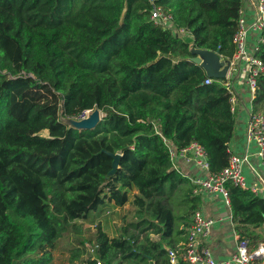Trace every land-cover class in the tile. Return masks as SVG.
<instances>
[{"label":"trees","instance_id":"16d2710c","mask_svg":"<svg viewBox=\"0 0 264 264\" xmlns=\"http://www.w3.org/2000/svg\"><path fill=\"white\" fill-rule=\"evenodd\" d=\"M244 2L0 0V264H125L148 255L170 264L175 222L191 217L200 197L172 167L169 148L196 141L209 173L220 172L235 110L225 80L205 83L184 35L155 23L151 10L169 13L196 47L231 57ZM254 54L264 63V41ZM254 106L264 110V71ZM93 108L103 114L93 129L61 120ZM105 150L121 154L110 176ZM226 186L237 228L263 226L264 196ZM111 201L133 207L115 237L100 223L85 226Z\"/></svg>","mask_w":264,"mask_h":264},{"label":"built area","instance_id":"2783aa9c","mask_svg":"<svg viewBox=\"0 0 264 264\" xmlns=\"http://www.w3.org/2000/svg\"><path fill=\"white\" fill-rule=\"evenodd\" d=\"M254 11L253 19L247 21L244 14V8L240 10L237 30L232 37L234 46L233 54L230 59V67L224 85L230 94L229 102L232 111L236 109L239 102L238 93L233 87L235 81L242 80L247 86L250 98V108L248 111L246 123V140L254 141L257 145L255 153H244L238 155L230 154L228 164L218 173H209V163L205 149L201 144L192 141L179 150L169 148L170 161L172 167L186 176L177 164L178 160L183 162H194L204 173V177L190 179L193 185L194 194L219 193L223 197L224 203L229 207V191L226 183L231 182L235 186L243 189H251L255 193L264 196V177L256 174V182L251 186L246 185L243 176V165H247L255 173L254 163L259 160L260 166L264 172V110L256 109L254 99L257 95V78L264 71L263 61L255 56L258 45L264 41L262 30L264 27V0H250ZM150 18L157 24L169 28L181 35H188L184 28H175L172 24V16L165 13L159 6H153ZM256 34L250 51L248 50V33ZM220 56H223L220 54ZM212 78L205 79V83H210ZM91 109L83 110L75 118L82 119L87 116ZM231 218V215H230ZM215 219L206 216L201 208L195 210L190 219V225L187 228L186 238L182 245L176 249L169 250L170 264H177L179 260L186 264H261L258 261L260 256L264 255V245L261 244L255 249L250 247L247 236L235 233L236 246L231 256L224 261H216L212 258L210 249L205 243V239L211 231ZM99 264L100 262L97 261Z\"/></svg>","mask_w":264,"mask_h":264},{"label":"crops","instance_id":"0c3cea01","mask_svg":"<svg viewBox=\"0 0 264 264\" xmlns=\"http://www.w3.org/2000/svg\"><path fill=\"white\" fill-rule=\"evenodd\" d=\"M244 14L247 21L253 19L254 11L251 6L250 0H245L244 5ZM256 34L254 32L248 33V50L250 51L252 43L254 41ZM234 89L238 93L239 102L236 105L235 109V131L232 139L229 142V150L232 153L243 155L244 153H255L257 145L254 141L247 142L246 140V123L248 117V111L251 105L249 92L247 86L242 82V80L235 81L233 84ZM252 162L255 165L258 164L261 170L255 173L250 170L246 165H243L242 171L245 178L246 185L251 186L256 182V174L264 177V172L259 160H254L255 157H251ZM177 164L179 168L184 172L189 179L204 177L205 173L194 163V162H183L178 160ZM257 167V169H258ZM249 168V169H248ZM250 170V171H249ZM137 193L136 190H132L129 193V201L133 199L134 194ZM175 201L173 206L175 213L180 215L183 211V206L181 195L182 191L177 190L175 193ZM194 194V193H193ZM197 195V194H194ZM200 197L198 208H201L206 216L212 217L215 219L211 231L205 239V243L210 249L211 256L216 261H224L228 259L235 250L236 239L235 233L245 234L250 243V247L255 249L259 245H264V225L260 227H239L237 228L236 224L230 218V209L224 203L223 197L219 193H203L198 195ZM129 201L123 206H113V201L109 203V207L106 208L103 212L98 215L91 214L88 221L85 223V226H89L94 229L96 223H100L103 230L107 233L109 237L118 236L122 227L130 220L133 216V207L130 205ZM186 205V204H185ZM188 207V205H186ZM190 215L187 220H176L174 225V232L172 239L174 240V246H180L185 241L186 233H178L177 230H181L183 227L187 229V225H190ZM133 229H130L132 231ZM148 237L151 241L156 242L160 240V234L149 232ZM242 234V235H243ZM146 236L145 233H140L139 241L143 240ZM90 252H92V246L87 244ZM153 253H157V250L152 249ZM168 257V256H167ZM258 261L261 264H264V255L258 258ZM156 260L151 259V256L148 255L146 260H140L136 262L135 260H129V263L125 264H154ZM177 264H186L184 261L179 260Z\"/></svg>","mask_w":264,"mask_h":264},{"label":"water","instance_id":"95a60500","mask_svg":"<svg viewBox=\"0 0 264 264\" xmlns=\"http://www.w3.org/2000/svg\"><path fill=\"white\" fill-rule=\"evenodd\" d=\"M183 40L188 44V48L192 56L191 61L198 64L205 74L213 79H224L230 67V59L226 56H220L219 52L212 49L198 48L194 44V39L189 35H184ZM63 123L77 130L93 129L101 120V111L93 108L87 116L82 119L73 117H61ZM112 158L111 168L107 175H112L119 167L121 154L104 151Z\"/></svg>","mask_w":264,"mask_h":264},{"label":"rangeland","instance_id":"374dc122","mask_svg":"<svg viewBox=\"0 0 264 264\" xmlns=\"http://www.w3.org/2000/svg\"><path fill=\"white\" fill-rule=\"evenodd\" d=\"M103 114L101 113V116H102ZM41 134H43V135H46L47 134V130H43V131H41ZM259 163V162H258ZM247 166V165H246ZM256 167H255V169L257 170V172L259 171V170H261L260 169V167H258L259 165L258 164H256L255 165ZM257 167H258V169H257ZM249 169V168H248ZM250 171V170H249ZM244 174V173H243Z\"/></svg>","mask_w":264,"mask_h":264}]
</instances>
